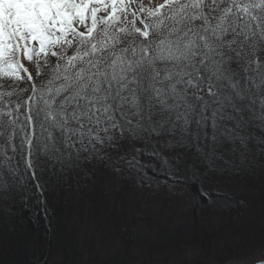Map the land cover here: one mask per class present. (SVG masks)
<instances>
[{
	"label": "snow or ice",
	"instance_id": "obj_1",
	"mask_svg": "<svg viewBox=\"0 0 264 264\" xmlns=\"http://www.w3.org/2000/svg\"><path fill=\"white\" fill-rule=\"evenodd\" d=\"M197 172L264 184V0H0V219L74 176L180 201Z\"/></svg>",
	"mask_w": 264,
	"mask_h": 264
},
{
	"label": "rangeland",
	"instance_id": "obj_2",
	"mask_svg": "<svg viewBox=\"0 0 264 264\" xmlns=\"http://www.w3.org/2000/svg\"><path fill=\"white\" fill-rule=\"evenodd\" d=\"M145 3H147V0H145ZM95 178L98 180L96 181L98 185L101 186H98L99 190L90 191V193L84 192L81 202L75 206L77 214L76 212L74 214L76 216H73V213L68 215L69 223L67 225L73 228L70 232H73L75 237V257L72 258L71 253L65 255V247L60 248L58 246V249L54 252L45 250V260L54 264H76L81 260L84 264H94L100 261L102 263L106 262L110 259L109 256L118 254L124 261V263L119 264H192L202 256L216 252L215 247L209 246L212 242L204 243L203 240L207 237L203 236L202 233L189 232L187 237L177 241H172L174 238H171L170 241V236H166L167 229L171 231L174 230L176 225L199 221L197 211L186 212L187 207L191 208L190 201L183 205L182 200L177 201L175 197L168 196L162 188L160 191H153L149 187H142L138 181L133 182L130 177L109 180L97 174V176L89 179L94 182ZM145 179L149 185L162 184L155 183L156 181L146 176ZM224 182H218L217 186L214 187L224 191ZM237 186L231 189L234 192L233 194L240 190L241 187ZM180 187L182 188V197H184L186 188L183 185ZM145 206L154 207H151L150 210L152 211L148 212L143 210L142 207ZM110 211L113 212L110 219L132 228L130 232L134 236L132 237L134 238L133 241H130L132 238L127 236L107 232L109 227L105 225V222L108 223L107 219ZM139 215L140 217L147 215L149 218L146 220H144L145 218L140 219L137 217ZM136 221L137 223H135ZM142 221H148V223H142ZM17 222L19 220H15L14 223ZM167 222L176 225L167 224L164 226V223ZM11 228L12 225L9 224V230ZM257 228H261L262 233H264V220L261 219L259 227L249 230L248 234L256 233ZM6 230L7 226L0 227L1 239H4L8 233L5 241L0 240V259L13 256L17 258L16 264H19V260L23 259L28 253L30 256L31 249L27 248V244H25L27 240L24 241L26 239L24 236H21V238L19 236L22 241L16 239L18 236L13 240L12 235L14 236V232L7 231L3 233ZM136 235L138 236L135 237ZM25 236L33 244V247H31L39 252L41 246L39 237L30 233H26ZM4 249L6 252L1 253ZM261 250V247L257 245L252 250L238 255V258L232 260L230 264H244L245 261H250L254 255L259 254ZM38 252L34 254L33 258L36 257ZM236 254H239V252ZM126 258L128 261H126Z\"/></svg>",
	"mask_w": 264,
	"mask_h": 264
},
{
	"label": "trees",
	"instance_id": "obj_3",
	"mask_svg": "<svg viewBox=\"0 0 264 264\" xmlns=\"http://www.w3.org/2000/svg\"><path fill=\"white\" fill-rule=\"evenodd\" d=\"M145 176L152 178L156 181L155 183H165V177L162 175L161 171L155 169V167L147 169ZM89 178L90 177L87 175L74 176L68 181V184L63 190H58L54 197L50 196L48 198L46 205H42L38 202V194H33L29 196L27 206L23 203H18L16 205L14 216L10 221L6 222V225H4L3 220L0 219V227L7 226V230L3 233L7 231L14 232V236L10 234L13 240H15L17 236L16 239L18 240H20L19 236L20 238L21 236L26 238L24 241L27 240L25 244H27V248L29 247L31 249V254L29 256L28 253L21 260H24L27 264H52L53 262L44 259V255L46 254L45 250L47 249V252H54L58 249V246H60V248L65 247V255L71 253L72 258L75 257L74 249L76 248V243L74 233L70 232L73 228L67 225V223H69L68 215L73 213V216H76V205L72 203L74 195L84 193L82 188ZM224 181H221L224 182V191H219L218 198L214 199L213 203L210 204L209 200L201 195V193L202 191H209L215 185L217 186L218 182L209 185L198 172L187 177L186 183L183 185L184 188H186V194L182 198L181 203L184 205L190 201L191 208L189 209V207H187L186 212L192 213L197 211L199 221L195 223L189 222L191 224L185 222L178 226L171 222L164 223V226L167 224L171 226L176 225L174 226V230L170 231L167 229L166 231V236H170V241L171 238H174L172 241L182 240L183 237H187L189 232L200 234V232L205 231L208 233V231H211L215 226L220 230H222L224 226H228L229 230H225V234H228V237L234 236L241 240L239 241L240 245L237 247L236 252H239L237 255L252 250V248L257 245L261 247V249H264V233H262L263 230L261 228H257L256 233L248 234L249 230L259 227L261 219L264 220V184H262L258 178L253 177ZM236 185L241 188L237 193L235 192L236 194H233L234 192H232L231 189H234ZM33 192H35L34 189ZM61 196L64 198L62 199ZM69 204L71 205L69 206ZM43 209L46 211V217L42 211ZM74 212H76V214H74ZM206 217L209 218V221L204 222L203 220ZM15 220H19V222L14 223ZM9 224L12 225L10 230ZM35 230H37V233H33ZM26 233H30L31 235L38 234L41 241L39 252L32 248L33 244H31L30 240L25 236ZM7 237L8 233L4 239L0 238V240L5 241ZM127 237L132 238L130 236ZM133 239L134 238L130 241H133ZM203 241L204 243L212 242L209 246L214 248L213 242L215 240L212 237H207ZM242 241H245L248 247L241 246ZM5 252V249L1 251V253ZM37 252L38 254L33 258L34 254ZM214 253L215 252H211L202 257L206 261H210L214 259ZM16 259L17 258L13 256H6L4 259H0V264H16ZM126 261H128V259ZM119 263H124V261L120 255L115 254L113 255L112 261L107 264ZM76 264H84V262L81 260V262ZM192 264H197V262L195 261Z\"/></svg>",
	"mask_w": 264,
	"mask_h": 264
},
{
	"label": "bare ground",
	"instance_id": "obj_4",
	"mask_svg": "<svg viewBox=\"0 0 264 264\" xmlns=\"http://www.w3.org/2000/svg\"><path fill=\"white\" fill-rule=\"evenodd\" d=\"M96 181H98L97 178H95L94 182L92 181V179H87L86 184L82 188L83 191L86 193H90V191L93 192L95 190H99L98 183ZM83 195H84L83 193L74 195V199L72 203L76 206L79 205L78 203L81 202L80 200ZM61 198L63 199L64 197L61 196ZM151 207H154V206H145L142 208L143 210L150 212L152 211L150 210ZM42 211L44 213V216L46 217L47 215L46 211L44 209ZM108 214H109L108 219H107L108 223L105 222V225L109 227L107 229L108 233H115L117 235L134 237L132 232H130L132 228H130L126 224H122V223L119 224L118 222H115V220L110 219L113 216V212L110 211ZM137 217H139L140 219L145 218L144 220L149 218L147 215L145 217H140V215ZM114 218L116 217L114 216ZM203 221L204 222L209 221V218L206 217L204 218ZM135 223H137V221ZM142 223H148V221H142ZM3 224L6 225V222L3 221ZM225 230H229V227L224 226L223 229L220 230V229H217V226H215L212 228L211 231H208V233H206L205 231L200 232L202 233L203 236L212 237L215 240L213 243H214L216 252L214 253V256H213L214 259L210 261H206L202 257L196 260L197 264H230L232 260H235L236 258H238V255L236 254L238 252L236 251H237V247L240 245L239 241L241 240L238 237H234V236L228 237V234L227 235L225 234ZM33 233H37V230L33 231ZM137 236L138 235H136L135 237ZM241 246L248 247V244H246L245 241H242ZM109 257L110 259L106 260V262L102 263V261H100L99 263L95 262L94 264H107L108 262H110V260L112 261L113 255ZM19 262L20 264H27L24 260H19Z\"/></svg>",
	"mask_w": 264,
	"mask_h": 264
}]
</instances>
